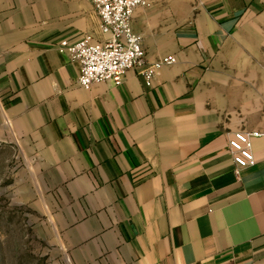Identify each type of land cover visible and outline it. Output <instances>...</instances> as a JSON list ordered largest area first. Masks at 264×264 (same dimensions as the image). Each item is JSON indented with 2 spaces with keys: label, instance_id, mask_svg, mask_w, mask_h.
I'll use <instances>...</instances> for the list:
<instances>
[{
  "label": "crops",
  "instance_id": "crops-1",
  "mask_svg": "<svg viewBox=\"0 0 264 264\" xmlns=\"http://www.w3.org/2000/svg\"><path fill=\"white\" fill-rule=\"evenodd\" d=\"M131 20L148 61L177 60L82 86L58 43L102 37L92 0H0V142L71 264H264V0H149ZM239 129L259 133L237 174Z\"/></svg>",
  "mask_w": 264,
  "mask_h": 264
},
{
  "label": "built area",
  "instance_id": "built-area-1",
  "mask_svg": "<svg viewBox=\"0 0 264 264\" xmlns=\"http://www.w3.org/2000/svg\"><path fill=\"white\" fill-rule=\"evenodd\" d=\"M100 20L102 37L87 32L76 40L63 38L58 48L80 64L78 82L88 86L96 81L112 80L120 84L129 68L138 66L143 77L150 81L165 64L177 60L175 54H166L148 61L142 36L132 26L135 8L148 0H92ZM258 131L236 130L228 145L235 162V172L256 161L252 135Z\"/></svg>",
  "mask_w": 264,
  "mask_h": 264
},
{
  "label": "rangeland",
  "instance_id": "rangeland-1",
  "mask_svg": "<svg viewBox=\"0 0 264 264\" xmlns=\"http://www.w3.org/2000/svg\"><path fill=\"white\" fill-rule=\"evenodd\" d=\"M26 172L18 150L0 142V264H71Z\"/></svg>",
  "mask_w": 264,
  "mask_h": 264
}]
</instances>
